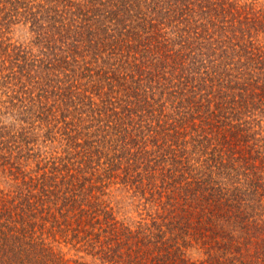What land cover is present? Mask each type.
I'll list each match as a JSON object with an SVG mask.
<instances>
[{
  "label": "trees",
  "instance_id": "1",
  "mask_svg": "<svg viewBox=\"0 0 264 264\" xmlns=\"http://www.w3.org/2000/svg\"><path fill=\"white\" fill-rule=\"evenodd\" d=\"M0 264H264V0H0Z\"/></svg>",
  "mask_w": 264,
  "mask_h": 264
},
{
  "label": "rangeland",
  "instance_id": "2",
  "mask_svg": "<svg viewBox=\"0 0 264 264\" xmlns=\"http://www.w3.org/2000/svg\"><path fill=\"white\" fill-rule=\"evenodd\" d=\"M24 33H25L24 31L17 32L16 36H15V39H21L22 40L25 37ZM117 200L121 201L122 200V195L117 194ZM126 202H129V201L126 200ZM128 204H130V203H128ZM128 204L125 203V206H127V211L130 212L129 215H131L132 217H138V214L142 213V207H140V210H136L137 209L136 208V204L135 205H131V206L128 205ZM192 256L198 258L199 257V253L196 250H193Z\"/></svg>",
  "mask_w": 264,
  "mask_h": 264
}]
</instances>
